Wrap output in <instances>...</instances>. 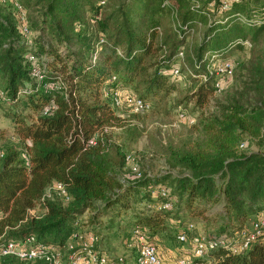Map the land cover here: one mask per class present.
<instances>
[{
  "label": "trees",
  "instance_id": "trees-1",
  "mask_svg": "<svg viewBox=\"0 0 264 264\" xmlns=\"http://www.w3.org/2000/svg\"><path fill=\"white\" fill-rule=\"evenodd\" d=\"M15 4L24 11L29 41L21 35ZM198 24L204 32L186 57L185 40ZM233 49L248 53L237 79L240 92L218 104L216 113L198 117L201 139L189 140L177 158L187 174L147 176L139 169V177L122 180L126 153L106 128H126L131 141L139 134L115 112L110 94L131 87L151 105L173 90L172 78L178 77L168 71L177 64L178 76L193 85L186 100L202 108L213 93L206 66L231 58ZM34 66L40 78L31 76ZM0 90V105L20 145L0 143V234L9 239L33 235L41 245L66 249L74 233L96 236L81 229L84 210H95L91 221L106 216L112 228L131 209L132 196L163 185L164 176L173 189L160 200L176 195L175 202L197 206L201 216L219 201L213 217L221 233L239 231L264 211V0H0ZM46 106L51 109L43 114ZM243 138L257 150L238 151ZM52 182L62 184L67 206L41 199ZM173 202L162 212L134 213L129 222L161 231ZM36 207L42 215L28 216ZM98 252L102 264H124ZM211 254L215 264H264V237L237 253L219 248ZM0 264L52 263L6 256Z\"/></svg>",
  "mask_w": 264,
  "mask_h": 264
},
{
  "label": "rangeland",
  "instance_id": "rangeland-1",
  "mask_svg": "<svg viewBox=\"0 0 264 264\" xmlns=\"http://www.w3.org/2000/svg\"><path fill=\"white\" fill-rule=\"evenodd\" d=\"M34 10L32 8L30 13H34ZM32 27L34 28V26ZM203 32L204 26L198 24L192 35L186 38L183 47L186 57L196 46ZM230 55L235 64L233 77L222 91L212 93L202 108L195 109L193 103L185 98L192 90L193 85L181 77L172 78V81H174L173 90L166 96L155 100L147 110L135 113L132 112L130 107L125 105L115 110L124 119L127 124L126 127H134L137 130L139 135L134 140L131 141L129 139L130 135L126 128L120 129L116 127L106 128L109 139L121 145L122 150L130 158L136 159L138 168L147 176L168 174L175 177L186 175V170L177 164V158L181 151L186 149L189 140L201 139L198 126L196 125L198 117L207 113H216V110L219 108L218 104H224L233 94L240 92V85L237 79L247 63L248 53L246 49H233ZM119 90L127 94H137L131 87H124ZM249 96L253 98L251 95ZM180 110L183 112L184 117L177 119L176 115ZM262 130L264 133V128ZM0 143L3 148L8 144L15 145L16 147L20 146L17 139L12 136L11 121L6 117L5 105H0ZM27 143L29 142L27 141ZM240 143L242 144L238 146V151H255L258 148L249 138H243ZM129 166L130 164L128 163V165L126 164L123 167L121 178L124 181L132 180V177L128 174ZM159 184L165 185L170 191L173 189V182L169 176H164L162 183ZM148 189L147 193L144 190H138L132 196L131 209L122 217H116L113 220L112 228L109 229L108 218L106 216H98L91 221V215L95 210L91 208L84 210L79 218V224L82 225V231L90 229V231L93 230L96 234V241L93 245L94 249L98 248L105 255L120 259L124 264H134V253L125 246L123 242L124 236L122 237V235L126 231L129 232L134 226L129 222L134 213L138 214L140 211L148 212L147 210L149 209L145 207L144 202H156L158 200V198L153 199L154 196L150 197L155 190L154 185ZM172 199L173 203H175L173 213L164 218L165 228L163 230L151 233L146 227L139 224L136 225L145 230L146 238L156 247L158 256L163 264H176V261L181 257H188L189 264H215L216 260L211 253L200 259L192 257L190 245L187 242L179 243L175 235L179 229L178 226L180 227L188 222H191L194 226L193 230L187 232L188 236L193 233L203 235L221 233L222 231L217 230L218 225L215 221L216 219H214L215 217H213L221 209V203L219 201L209 203L206 206L205 214L202 215L209 217L204 220V218H201V215L196 213L197 206L187 209L183 206V203L175 202V199L178 200L176 195ZM46 200L67 206L70 198L68 196L60 197L53 195ZM96 203L100 204L101 202L96 201ZM42 212L41 208L36 207L32 209L31 215H42ZM259 214H264V211H261ZM251 221V219L247 220L243 223L242 227L249 229ZM115 229H119L118 234L115 233ZM112 231L113 233H111ZM109 233L114 234V236H105L110 235ZM68 241L75 245L74 241H70V239ZM58 252L59 260L62 263L66 260L69 252L66 249H58Z\"/></svg>",
  "mask_w": 264,
  "mask_h": 264
},
{
  "label": "built area",
  "instance_id": "built-area-1",
  "mask_svg": "<svg viewBox=\"0 0 264 264\" xmlns=\"http://www.w3.org/2000/svg\"><path fill=\"white\" fill-rule=\"evenodd\" d=\"M17 9V17L19 21V28L21 35L27 40H30V32L27 29L24 11L20 9L18 4H15ZM172 16L175 18V14ZM248 45V44H246ZM100 49V47H97ZM28 60L34 61V57L31 54L27 55ZM178 61L183 59V52L179 50L177 53ZM212 58V57H211ZM235 64L233 59L228 58L221 61H211L206 66V71L213 76V93H218L226 87L227 83L231 80L232 72ZM178 65L175 64L168 72L172 77L178 76ZM31 76L40 78L41 74L38 67H32ZM60 80L58 79L54 87L59 86ZM4 99V94L0 90V100ZM110 101L113 108L118 109L125 105L132 109V112H142L147 110L150 105L142 101L135 94H127L124 91L116 90L110 94ZM51 109V106L43 108L42 113L45 114ZM121 116V115H119ZM177 119L184 117L183 112L180 110L176 115ZM92 139L88 141V144L92 143ZM3 151L0 147V159ZM126 164H130L128 167L129 175L133 178L140 176V170L137 166L136 159H132L129 155H125ZM153 194L150 197L153 199L158 198L156 202L146 201L144 205L148 209L154 211H165L171 208L173 199L160 200L167 197L169 189L164 185L154 186ZM152 193V191H151ZM53 195L60 197H67L64 188L59 182H52L49 185L41 199H48ZM151 199V198H150ZM33 209V208H32ZM32 209L27 211L28 216L31 215ZM193 224L191 222L182 225L176 232L175 238L179 243L187 242L190 245L191 256L194 258H201L212 251L222 248L230 253H237L246 249L254 240L262 239L264 237V214H259L254 220L250 222L249 229L242 227L239 231L228 234L219 233L213 235H203L193 233L188 236L187 232L193 230ZM144 229L138 225H134L126 239L124 244L127 248L134 253V264H163L158 256L156 247L146 238ZM237 239L239 241L237 242ZM70 241H74L75 245L69 241L66 244V250L69 251L67 259L69 264H102L104 262V256L99 254L97 248H93L96 236L91 232L74 233L70 237ZM12 256L19 260L32 261L40 259L52 264H61L59 260L58 249L52 245H41L36 242L33 235H28L21 239H9L0 234V258ZM120 260V259H119ZM188 257H181L176 261V264H189Z\"/></svg>",
  "mask_w": 264,
  "mask_h": 264
}]
</instances>
